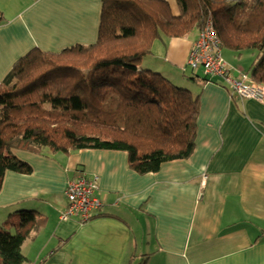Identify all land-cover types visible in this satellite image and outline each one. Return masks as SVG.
Returning a JSON list of instances; mask_svg holds the SVG:
<instances>
[{"label": "crops", "instance_id": "1", "mask_svg": "<svg viewBox=\"0 0 264 264\" xmlns=\"http://www.w3.org/2000/svg\"><path fill=\"white\" fill-rule=\"evenodd\" d=\"M100 1L0 0V82L33 49L95 43ZM163 1L178 12L176 0ZM197 34L152 46L154 71L198 101L186 159L140 175L122 151L13 152L32 171L5 173L0 225L21 211L42 219L21 246L26 264H264V104L186 66ZM221 54L232 75L249 77L253 53ZM79 176L96 177L102 205L88 222L60 221L65 187Z\"/></svg>", "mask_w": 264, "mask_h": 264}, {"label": "trees", "instance_id": "2", "mask_svg": "<svg viewBox=\"0 0 264 264\" xmlns=\"http://www.w3.org/2000/svg\"><path fill=\"white\" fill-rule=\"evenodd\" d=\"M176 3L173 14L163 0H101L95 43L33 49L12 65L0 82V187L6 172L32 171L16 150L46 158L80 149L122 151L140 175L189 157L197 98L144 60L151 63L156 41L197 32L193 49L208 21L221 49L253 53L249 78L264 87V0ZM41 220L21 211L0 227V264H26L21 246Z\"/></svg>", "mask_w": 264, "mask_h": 264}, {"label": "built area", "instance_id": "3", "mask_svg": "<svg viewBox=\"0 0 264 264\" xmlns=\"http://www.w3.org/2000/svg\"><path fill=\"white\" fill-rule=\"evenodd\" d=\"M220 41L210 21L206 22L198 41L189 52L186 66L201 69L205 78H218L224 81L230 90L242 99L253 100L264 104V87L251 81L246 76L236 80L227 70V63L221 55ZM98 188L96 177L88 179L79 176L67 183L64 195L66 208L60 213V221L77 218L80 223L87 222L102 203L96 197Z\"/></svg>", "mask_w": 264, "mask_h": 264}, {"label": "rangeland", "instance_id": "4", "mask_svg": "<svg viewBox=\"0 0 264 264\" xmlns=\"http://www.w3.org/2000/svg\"><path fill=\"white\" fill-rule=\"evenodd\" d=\"M212 27H213V25H212ZM213 30H214V27H213ZM215 32V31H214ZM220 41V40H219ZM147 62H149V61H147ZM146 62V60H144V66L145 67H151L152 65H151V63L150 64H148ZM227 70L230 72V69H228V66H227ZM187 72L189 73L190 71L189 70H187ZM231 74V73H230ZM232 75V74H231ZM236 80H242L243 79V77L245 76V75H243L241 78H236L234 75H232ZM174 82V81H173ZM174 86H176L177 88H181V89H184L185 88V85H184V83L182 82V81H177V82H174V83H172ZM184 87V88H183ZM186 90V89H185ZM0 227H2V228H7V223L6 224H4V225H0Z\"/></svg>", "mask_w": 264, "mask_h": 264}, {"label": "clouds", "instance_id": "5", "mask_svg": "<svg viewBox=\"0 0 264 264\" xmlns=\"http://www.w3.org/2000/svg\"><path fill=\"white\" fill-rule=\"evenodd\" d=\"M222 55V54H221ZM249 78V77H248ZM250 79V78H249ZM251 80V79H250ZM252 81V80H251ZM238 96V95H237ZM239 97V96H238ZM240 98V97H239Z\"/></svg>", "mask_w": 264, "mask_h": 264}]
</instances>
